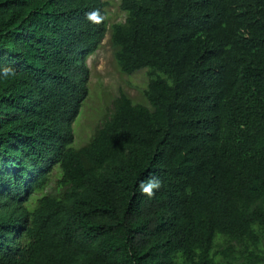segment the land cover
Returning a JSON list of instances; mask_svg holds the SVG:
<instances>
[{
  "label": "trees",
  "instance_id": "1",
  "mask_svg": "<svg viewBox=\"0 0 264 264\" xmlns=\"http://www.w3.org/2000/svg\"><path fill=\"white\" fill-rule=\"evenodd\" d=\"M106 6L0 0V264H264V0ZM108 34L148 104L121 90L77 148Z\"/></svg>",
  "mask_w": 264,
  "mask_h": 264
},
{
  "label": "rangeland",
  "instance_id": "2",
  "mask_svg": "<svg viewBox=\"0 0 264 264\" xmlns=\"http://www.w3.org/2000/svg\"><path fill=\"white\" fill-rule=\"evenodd\" d=\"M107 3L106 17L109 25L122 22L125 12L122 11L121 0H104ZM87 65L90 69L89 96L84 102L81 113L73 124L75 133L74 146L79 148L86 144L94 130L112 108V101L122 90L136 103L148 104L144 89L147 88L148 69H142L129 76L123 74L115 61L110 34L102 47L94 55L89 56ZM57 177H53L47 191L56 187Z\"/></svg>",
  "mask_w": 264,
  "mask_h": 264
},
{
  "label": "clouds",
  "instance_id": "3",
  "mask_svg": "<svg viewBox=\"0 0 264 264\" xmlns=\"http://www.w3.org/2000/svg\"><path fill=\"white\" fill-rule=\"evenodd\" d=\"M15 73L10 67H3L0 68V79L5 78H12L14 77ZM161 186V182L156 177H149L145 181H141L139 188L143 193H146L148 195H152L154 190H158Z\"/></svg>",
  "mask_w": 264,
  "mask_h": 264
}]
</instances>
